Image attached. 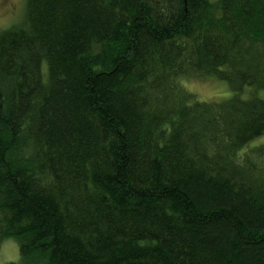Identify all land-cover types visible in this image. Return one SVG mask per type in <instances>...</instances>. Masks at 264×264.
Instances as JSON below:
<instances>
[{
  "label": "trees",
  "instance_id": "16d2710c",
  "mask_svg": "<svg viewBox=\"0 0 264 264\" xmlns=\"http://www.w3.org/2000/svg\"><path fill=\"white\" fill-rule=\"evenodd\" d=\"M25 8L0 30L10 264H264V0Z\"/></svg>",
  "mask_w": 264,
  "mask_h": 264
},
{
  "label": "rangeland",
  "instance_id": "374dc122",
  "mask_svg": "<svg viewBox=\"0 0 264 264\" xmlns=\"http://www.w3.org/2000/svg\"><path fill=\"white\" fill-rule=\"evenodd\" d=\"M27 1L0 0V30H6L23 23ZM179 84L201 102L217 103L226 101L231 97L229 86L214 78H184L179 80ZM258 95L264 100V91H259ZM262 145H264V134L251 142L248 147ZM0 245V264L19 262L18 244L13 239L3 240Z\"/></svg>",
  "mask_w": 264,
  "mask_h": 264
}]
</instances>
